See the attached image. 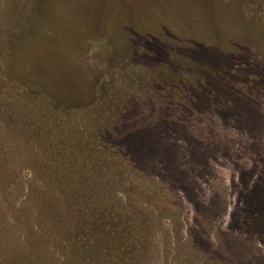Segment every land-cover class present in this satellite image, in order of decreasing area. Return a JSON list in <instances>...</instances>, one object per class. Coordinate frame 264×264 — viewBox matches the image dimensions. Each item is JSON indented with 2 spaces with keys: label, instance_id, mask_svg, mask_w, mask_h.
<instances>
[{
  "label": "rangeland",
  "instance_id": "1",
  "mask_svg": "<svg viewBox=\"0 0 264 264\" xmlns=\"http://www.w3.org/2000/svg\"><path fill=\"white\" fill-rule=\"evenodd\" d=\"M43 161L95 192L10 180L0 264H264V0H0V164Z\"/></svg>",
  "mask_w": 264,
  "mask_h": 264
},
{
  "label": "trees",
  "instance_id": "2",
  "mask_svg": "<svg viewBox=\"0 0 264 264\" xmlns=\"http://www.w3.org/2000/svg\"><path fill=\"white\" fill-rule=\"evenodd\" d=\"M54 117L49 118L48 116L47 118H41V125L44 135L52 133L49 128H52L54 126ZM67 152L71 155H74L77 151L71 149ZM23 171L28 173L29 176L36 177L37 180H32L31 177L29 179L27 177H24V180L21 179ZM55 177L56 173L53 172V167L48 163H45V161L41 163H34L33 165H30L28 167L12 164H0V197H2L1 192L5 191L3 188L9 184L10 180L19 179L20 182L24 185V187L20 186V189L24 191L28 197V202L25 207L26 211H36V205H38V211L41 207L44 208V206H46L51 210V213L49 215L52 216L53 214L52 219H47L51 220V222H53L55 226H57L56 224L68 221L66 218H64V215L61 214L62 208L67 209L68 206V208L71 209L72 201H78L80 199L81 193L83 192H86V194H88L87 192H95L96 186L91 187V185L90 188L83 186L72 187V184L70 180L67 179V177L60 179H57ZM49 215L47 217H49ZM131 237H134V235L132 234ZM124 243L126 245H129V243L132 242L131 239L128 238V236H125L123 245Z\"/></svg>",
  "mask_w": 264,
  "mask_h": 264
}]
</instances>
